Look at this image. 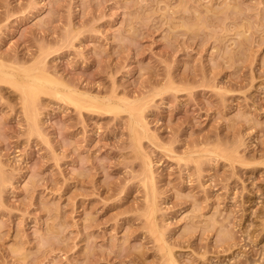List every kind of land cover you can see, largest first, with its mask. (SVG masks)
Masks as SVG:
<instances>
[{
  "label": "rangeland",
  "instance_id": "rangeland-1",
  "mask_svg": "<svg viewBox=\"0 0 264 264\" xmlns=\"http://www.w3.org/2000/svg\"><path fill=\"white\" fill-rule=\"evenodd\" d=\"M0 66V264H264V0H0Z\"/></svg>",
  "mask_w": 264,
  "mask_h": 264
},
{
  "label": "bare ground",
  "instance_id": "bare-ground-1",
  "mask_svg": "<svg viewBox=\"0 0 264 264\" xmlns=\"http://www.w3.org/2000/svg\"><path fill=\"white\" fill-rule=\"evenodd\" d=\"M3 71V67L1 68L0 66V71ZM8 71V70H7ZM12 71V70H11ZM7 73V72H5ZM10 71L7 75V77L11 78L12 76H9ZM6 75V74H5ZM14 75V74H12ZM13 78V77H12ZM2 79H5V77H3L2 75L0 76V81ZM29 80V79H27ZM58 83V82H57ZM52 83L42 77H37L29 82H27L25 85H23V93L24 95H26L27 97L30 98H34L35 94L37 93V91H45L46 89H54L52 86ZM57 87V86H56ZM58 88V87H57ZM59 89V88H58ZM61 90V89H60ZM58 91V90H57ZM84 97V96H83ZM70 101L73 102L75 105H77L80 108H85L86 107V103L84 101L79 100V98L77 96H72L69 97ZM97 99V98H96ZM96 102V101H95ZM27 104H29V102H26ZM109 103V102H108ZM122 108V107H121ZM124 108V107H123ZM100 109H107V110H113L114 108L112 107H100ZM117 110L118 109H114ZM169 264H174V262L172 261V259L169 260Z\"/></svg>",
  "mask_w": 264,
  "mask_h": 264
}]
</instances>
